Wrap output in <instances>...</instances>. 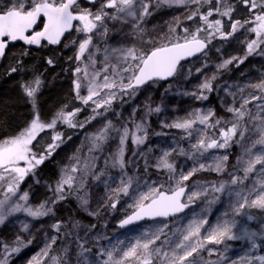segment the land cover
I'll return each mask as SVG.
<instances>
[{"label":"snow or ice","instance_id":"6c2138e0","mask_svg":"<svg viewBox=\"0 0 264 264\" xmlns=\"http://www.w3.org/2000/svg\"><path fill=\"white\" fill-rule=\"evenodd\" d=\"M87 4L98 7L84 8L80 6L79 0H8L7 4H0V58L4 57L6 49L11 42L23 41L26 45H36L45 47L42 43L57 45L61 43V39L66 33H71L73 30L77 36L69 35L68 43L64 47H72L78 45L75 59L80 61L84 54L89 50L90 46L96 48L94 37L105 39L109 35L107 21H119L122 25L130 27L133 34L141 38V47L133 44L131 47H111L105 48L104 67L101 70L103 82L98 83L97 77L100 72H88V66L84 68L76 67L75 73H82V77L78 76L73 81L75 98L80 100L82 105L88 106L92 103L91 115L83 121L77 119L81 108H74L68 111V106L65 105L61 110L56 112L50 120H43L37 104V96L42 87V74L35 75L32 80L24 82L20 85L23 94L31 103L33 112L32 119L27 122L26 126L19 131L18 134L7 138L0 139V181H5L7 187L5 189V198L0 200V226L6 224L9 218L19 212H24L32 218L45 217L53 213V208L49 205H54L59 201L67 198L68 195L75 194L80 201L81 206L87 210L89 200L86 194L79 193L84 189L83 173L87 171L88 165L83 169L78 168L75 164L71 168L66 167L60 179L51 190L54 193V198H51L38 207L25 206V204L17 203L8 207V201L11 195H15L20 187V184L28 176H35L36 169L49 159L57 149L63 144L72 139L71 136L65 138L64 134L55 131L58 124L67 125L69 128H84L86 124L91 123L99 116H103L117 98V92L113 89H118L121 96L134 95L136 91L144 85L156 83L159 80H167L182 74L183 64L181 61L188 57L197 54L205 56L212 41L219 39L221 43L229 42L230 39L236 37L237 33L244 36L243 43L246 45L243 56H232L230 59H225L222 63L216 65L217 69H224L229 64L236 63L237 66L243 64L248 56L253 53L264 55V0H236L233 4L231 0H85ZM191 5L192 10L186 12L184 19L188 21L199 20V25L194 29L184 28L183 35H177V27H180L182 21L179 17L174 18L172 24L169 25L168 34L160 40L151 39L147 42L143 41L142 37L145 32L141 26L146 17L152 15L150 9L171 6ZM204 5H208L205 11H201ZM237 5H243L248 13L247 18L233 19ZM216 16L215 19H210ZM43 19V27L40 30H35L38 21ZM74 21L79 22L74 25ZM254 34V39H249L246 34ZM83 37L82 39L80 37ZM99 51V48H96ZM219 53L220 49H216ZM27 51L21 55H28ZM94 53H89V65L95 68ZM110 57L116 60L115 64H110ZM73 59V57H69ZM46 63L53 65L54 59L48 58ZM22 65L17 60L15 67L10 69L9 74L20 70ZM111 67L112 77L110 79L107 74ZM207 67V64L204 65ZM202 69H196L201 72ZM216 79V75L205 79L198 86L196 92L186 93L193 96L194 99L207 101L209 96L205 93L213 91L212 81ZM127 81V82H125ZM252 89L259 90L260 96L249 94V97L243 98V103L239 107H228L226 111L233 114V119L226 120L224 117L215 118V111L207 109L204 112L197 109L194 113L195 119L177 120L173 124L165 125L166 127H174L177 129L188 130L197 121L206 127L215 128L217 125H229L219 129V138H207L204 136L192 145V148L197 153L203 154L208 149H224L227 150L233 144H242L248 139L251 134L257 135L251 145L242 144L245 154L249 155V159L243 163L244 179H247L249 174L254 173L256 166L260 165L261 175L264 176V105H258L259 111L252 115L247 109L252 100L264 101V78L258 83L248 85ZM82 88H86L87 95H81ZM105 89L109 90L106 94ZM241 92L244 89H240ZM234 95V94H232ZM222 103H224L222 101ZM102 110V111H100ZM135 111V110H134ZM150 111L160 112L159 107L150 109ZM248 117V123L244 122V118ZM210 118L214 119V123L209 125ZM249 124L251 127H249ZM112 128V122L107 124L95 134L92 139L93 148H99L108 138V134ZM46 130L55 132L50 137L51 142L43 146L40 152L34 151V147L39 146L38 135ZM137 133H143L138 135ZM191 135V133H189ZM130 130L128 127H123V131L119 137L120 147L114 157L113 167L119 165L121 169L125 166L124 152L125 144L129 139ZM147 138V131L144 123L135 124V131L131 132V141L136 145L144 144ZM34 141L36 144L34 145ZM260 146V154L254 155L253 149ZM91 150V149H90ZM175 151V150H173ZM183 152V149H181ZM170 152H163L162 156L156 165L158 168L167 169L169 173L175 174V166L169 162ZM71 159L77 160L78 157ZM229 157L227 154L215 158V171L222 172L225 169L226 162ZM23 163L24 166H21ZM211 167V166H209ZM205 165L200 164L199 169H204ZM199 169H193L187 175L180 173L176 180V187L169 191L162 190L157 187H150L146 193H140L131 205L132 212L120 220V226L132 224L145 217H168L171 214L183 211L188 207V204L182 203L181 198L185 195L186 188L183 186L184 181L189 178ZM82 173L80 180L77 181L76 173ZM97 179L99 177H96ZM39 183V181H36ZM231 184L236 185L241 183V178L233 175L230 180ZM79 184V187H74V184ZM260 188L252 189L256 193L255 198L248 196L241 197L243 202L238 201L233 208L234 215H241L242 210L246 207H256L264 210V179L259 181ZM132 187V178L129 177L126 181H121V186L113 189V196L119 197L129 195V190ZM225 189V184L221 183L219 187L214 186V191L221 192ZM11 194V195H10ZM200 193L193 192L187 197L188 201H193L194 197ZM239 195V194H238ZM109 196L108 206L115 209L118 200ZM28 194L24 193L19 197L21 201H27ZM102 206V205H101ZM96 211L89 212V215H96ZM248 219H251L249 216ZM206 220H193L185 229L182 238L179 242H174V246L170 245L168 249L161 245L156 247V242L160 240V234L163 229L152 233L144 239H137L134 244H130L126 250L120 252L107 251L105 254L108 259L104 264H129L135 261L136 264H200L196 259L201 250L205 249V244L220 245L226 240H236L247 238L252 242V247L256 248L255 237L257 233L249 231L246 227L241 229L242 235H237L234 229L237 228L239 221L223 220L212 227L206 236L201 238V229L206 224ZM63 222L56 220L51 225L57 233L63 227ZM79 226L78 223L73 227ZM95 227V225H92ZM166 227V225H165ZM23 232H29V225L24 224ZM30 234V232H29ZM56 236H46L44 247L40 250L37 256L32 258L29 264H40V258L47 257L52 261V264H61L59 258L51 256L50 250L56 243ZM16 246H10L3 241H0V248L3 254L0 255V264H8V256L17 253L22 248L33 243V239H29L25 243L21 236H17L12 242ZM88 251V249H85ZM209 255L215 249H207ZM47 264V261H44ZM209 264H218L217 261L209 262ZM248 264H264V255L254 257L248 261Z\"/></svg>","mask_w":264,"mask_h":264},{"label":"rangeland","instance_id":"374dc122","mask_svg":"<svg viewBox=\"0 0 264 264\" xmlns=\"http://www.w3.org/2000/svg\"><path fill=\"white\" fill-rule=\"evenodd\" d=\"M8 0H0V4H7ZM81 7L87 8L84 5ZM99 4L96 5L98 7ZM206 6V5H204ZM95 7V8H96ZM192 6L189 5L187 8L185 6H171V7H160L150 9L152 15L146 17L145 21L142 22V27L145 32L143 34V41L147 42L151 39L160 40L162 37L168 34L169 25L172 24L174 18L179 17L184 20L186 12H190ZM158 14V15H156ZM76 25V24H75ZM107 26L109 28V35L101 40L97 37H94V43L96 48H99V51H96V48L90 46L89 50L84 54L80 61L75 59L74 67L84 68L88 66V72L91 74L93 71L100 72V76L97 77V82H103L104 73L101 71L104 67V57H105V48L111 47H131L135 44L137 47H141V38L133 34V30L130 27L122 25L119 21H107ZM172 26L175 27L174 24ZM71 36H77L78 34L73 30L70 34ZM250 36L251 33L246 34ZM83 38L82 36L80 37ZM69 36L66 37L64 43L62 44L64 59L67 61L70 60L69 57H75L77 52L78 45L72 47H64L65 43H68ZM244 36H241L237 33L236 37L230 39L229 42L221 43L220 40H216L210 45L207 58L201 55L191 61H188L183 64L182 74L174 77L173 81L168 84L165 88V91L155 104H151L152 96L155 90L156 85L150 83L149 85L137 90L134 95H124L129 98L125 99L124 104L121 106L120 110L117 113L109 112L103 116L97 117L94 121L88 124L86 127L87 137L92 141V137L95 134H98L99 131L107 124L108 121L112 122V128L108 134L107 140L99 147L93 148L92 153L88 158L79 160L78 168L83 169L85 165H88V169L83 173V183L85 185L84 189L79 193L80 195L87 196L89 200L88 209L85 210L81 204V208L89 215V212L96 211L97 214L102 212V210L107 205V200L109 196H113V189H117L120 186H115L111 189L106 188L109 185H104V180L109 178L111 175L107 172H119L120 167L116 165L113 167L114 157L120 147V135L125 127L124 123L119 120V117L124 121H128L132 124L130 133L135 131V124L144 123L146 131L150 128V119L153 118L155 123L159 127L163 128H174L166 127L165 125H170L176 122L177 120L183 119H195L194 113L195 110L199 109L201 112L206 111L207 109H213V103L208 99L207 101H201L194 99L191 95H186V93L196 92L198 86L205 81L206 78L211 77L213 74L216 75V78L219 76L223 69H217L216 65L222 63L225 59H230L232 56H238L244 43ZM60 47L53 49L58 53ZM216 49H220L218 53ZM49 49H43L42 52L46 53L47 51H53ZM94 53L95 59V68L89 65L88 55L89 53ZM116 60L110 57V64H115ZM207 64V67L204 65ZM9 66L8 60L4 63V67ZM202 69L201 72H197L196 69ZM75 70V69H74ZM73 70V81L77 79L78 76L82 77V73L77 74ZM111 67H109V71ZM113 77H110V79ZM261 78H264V55L255 54L253 58L245 65L238 68L234 73L219 85V87L214 92L215 102L225 111L228 107H239L243 103L244 97H249V94L260 96L261 92L256 89L248 87V85L258 83ZM127 82V81H126ZM240 89H244L243 92ZM116 89H113L115 91ZM109 90L105 89V92L102 95L106 94ZM75 94V92H74ZM234 94V95H232ZM81 95H87L86 88H82ZM121 96L118 94V97ZM120 98V97H119ZM78 103L82 106L83 111L85 109H91L93 107L92 103L89 102L88 106L82 105L81 101L76 99ZM222 101L224 103H222ZM258 105H264V101L261 100H252L246 109L252 114H256L259 111ZM159 107L160 112L150 111V109H155ZM135 110V111H134ZM82 111V112H83ZM231 114V113H230ZM264 115V113H261ZM233 115V114H231ZM81 117V114L79 115ZM210 118L209 125L212 124ZM249 118L246 116L244 122L247 124ZM205 125H201L198 121L193 124L192 128L189 130L186 138H167V137H157L156 142L158 143L154 155L151 159V165L155 168L159 158L162 156L163 152L168 151L171 153L169 156V162L173 163L175 166V174H171V185L172 189L176 187V180L179 178V174L183 173L187 175L194 168L199 169L200 164H204V169H199V171L212 172L215 175L214 180L210 182V186H207L206 190L203 189L201 184L192 191L187 192L185 201L189 202L187 197L191 195L194 191L200 193L199 196L203 198L204 203L208 201H214L215 203L219 202L221 193L225 190L226 193L233 199L236 203L240 201L243 202L241 197L248 196L254 198V192L252 189L255 187L257 190L260 188L259 181L263 179V176L260 172V165L256 166V171L252 174H249L247 179H244V167L246 166L243 162L247 161L250 157L245 154L244 147L242 144L251 145V143L257 139V135L251 134L248 136V139L243 141L242 144H235L236 150L234 152L233 167L225 166L224 171L217 172L215 171V158L227 154L228 157L232 153L231 149H213L211 153L205 154L206 157H202L201 154H198L195 149L192 148L193 144H196L197 141L201 138L200 130L205 129ZM249 127L251 125L249 124ZM207 128V127H206ZM202 131V136H204ZM191 133V135H189ZM83 132H76L72 136L70 141L63 144L56 152L53 154V162L57 164L60 176L63 170L68 167L71 168V164L75 162V157L83 140ZM142 135L143 133H137ZM161 134H165L161 132ZM183 149V152H181ZM257 149V154H260V146H257L253 149V158L254 151ZM175 150V151H173ZM208 153V152H207ZM211 166V167H209ZM237 173L241 174V183L236 185L231 184L230 180L233 175L237 176ZM77 181L80 180L82 173L78 172L75 174ZM96 177H99L98 179ZM116 179H120V176L114 175ZM192 177V176H191ZM190 177V178H191ZM189 178V179H190ZM110 180V179H108ZM107 181V180H106ZM186 181H184L185 183ZM149 187H159V180L151 179ZM221 183L225 184V189L221 192L214 191V186L219 187ZM147 184V183H146ZM79 187V184H76V188ZM210 192V194L208 193ZM24 193L28 194L27 201L19 200V197ZM239 194V195H238ZM11 195V194H10ZM211 195L215 196V200L210 199ZM5 193L3 197H0V200H4ZM50 198L49 185L44 179H40L37 183V188L33 189L29 186L19 187L18 192L15 195H11V199L8 201V207H11L17 203L25 204V206H32L33 208L38 207L41 203L47 201ZM79 201V200H78ZM80 203V201H79ZM132 201L130 199H122L116 208L111 211H107L103 217V222L105 225H110L116 223L118 220L124 217V214L127 215L131 210ZM102 205V206H101ZM132 211V210H131ZM130 211V212H131ZM127 213V214H126ZM230 216H233L232 209L226 213ZM93 216V215H91ZM181 216V215H180ZM251 219H248V217ZM177 218V217H176ZM221 217L215 212H209V215L206 214V219L209 222L208 229L203 230L204 236L208 234V231L214 226V224L221 220ZM175 219V218H173ZM170 220V219H169ZM172 220V219H171ZM239 221L237 228L234 231L237 235H242L241 229L246 227L249 231L255 232L260 235H264V210H261L256 207H246L242 210L241 215L237 217ZM55 223V220L52 217H39L32 218L27 216L24 212H19L13 214L5 225L0 226L6 227L8 229L7 238L16 239L19 235L22 239H26L30 234L40 233L43 235V241H45L46 236H56L52 234L51 231L54 230L51 228V225ZM24 224L29 225V232H23L22 228ZM123 235L115 236L116 240H119V247H112L115 245H109L105 249H96V253L89 255L91 250H95V246L90 240L88 234L80 233L77 231L74 235V239L66 241V246H63L62 252L64 254V259L70 264H104V261L108 259L105 254L107 251L120 252L121 250H126L130 244H134L137 239H144L148 236H151L152 233H155L154 228L147 227H132L123 230ZM33 236H31V239ZM44 246V242H43ZM88 249V251H85ZM203 255L207 253L205 250H202ZM3 254V251L0 249V255ZM264 255V254H263ZM262 255H257L256 250L247 251L243 255V260L240 264H248V261L254 257H259ZM9 257V256H8ZM32 255L30 252L23 251V253L18 254V258H15L11 264H29ZM10 258V257H9ZM206 263L207 262V259Z\"/></svg>","mask_w":264,"mask_h":264},{"label":"trees","instance_id":"16d2710c","mask_svg":"<svg viewBox=\"0 0 264 264\" xmlns=\"http://www.w3.org/2000/svg\"><path fill=\"white\" fill-rule=\"evenodd\" d=\"M233 4H236V0H231ZM84 5V4H80ZM90 8L94 7L92 5ZM96 7V5H95ZM94 7V8H95ZM208 5L203 6L201 11H205ZM158 15V14H156ZM248 13L245 10L243 5H237L236 11L234 13L233 19H244L247 18ZM216 16L211 17L210 19H215ZM198 18L195 21H188L186 19L182 20V24L180 27H177V35H183V29L189 28L194 29L199 25ZM249 39H254V34L248 36ZM65 40V39H64ZM64 40L57 46L53 47H42L40 50L35 51H27L23 47L14 46L13 49L9 50L6 53L4 60L0 61V139L10 137L12 135L18 134L27 124L28 121L32 119V106L29 100L25 97L22 92L20 85L24 82L30 81L33 79L35 75L42 74L41 79L43 81L40 92L37 96V104L41 113V118L43 120H50L53 115L61 110L65 105L68 106L67 110L71 111L74 108H81L82 106L78 103L74 94V85H73V70L75 69L74 62L75 58L72 61H65L62 44ZM219 40L218 38L213 40L215 42ZM16 47V48H15ZM60 47L58 53L56 49ZM53 51H47L46 53L42 52L43 49H48ZM246 45L244 44L238 56H243L245 53ZM27 51L28 55H21L23 52ZM248 56V58L244 61L243 64L239 66L236 63L229 64L226 68H224L219 76L212 81L213 91L211 93H205L209 96V100L214 105L215 118L224 117L226 120L233 119V115L228 112H225L214 100V92L219 87V85L223 84L224 81L234 73L238 68L247 64L255 55ZM53 58V65H48L46 63L48 58ZM8 60L9 66L7 68L4 67V63ZM17 60L20 61L22 67L19 71L15 73H11L10 69L15 67L17 64ZM109 77H112L111 71L107 73ZM99 79V78H98ZM97 79V80H98ZM174 77L169 82H156V85L151 104H155L159 99H161L165 88L168 84L173 81ZM126 82V81H125ZM149 85V84H148ZM140 90V89H138ZM117 92V98L113 100L112 105L109 110L104 114L109 112L117 113L121 106L124 104L125 99L129 98L128 96H119V90H115ZM92 109V108H91ZM91 109H85L83 112L81 111V117L78 115L77 119L83 121L86 117L90 116ZM102 111V110H100ZM119 120L124 123L126 127L131 130L132 124L128 121L122 120L119 117ZM94 121V120H93ZM212 123H214V119H211ZM84 128H69L67 125L58 124L55 131L61 132L64 134L65 138L67 136H73L76 132H83V140L81 146L75 157H78L79 160L87 159L90 153L93 151L92 141L87 137L86 127ZM229 125H217L215 128L205 127L200 130L201 136L202 131L205 139L211 138H219V129L221 127H226ZM190 129H177V128H163L159 127L153 118L150 119V128L147 130V138L145 139L144 144L136 145L131 141V133L129 139L125 144V152H124V160L125 166L123 169L120 168L119 172H107L109 174H114L120 176V179H116L114 175L104 180V185H109L106 188H113L115 186H121L122 180H127L129 177L132 178V187L129 190V195H120L119 197L113 196V199L118 200V203L122 199H130L132 203H134L135 199L138 197L140 193H146L150 188V180L155 179L159 180V187L162 190L169 191L172 189L171 185V174L167 169L163 168H155L151 165L152 156L155 153L158 143L156 142V138L158 137H167V138H186ZM164 132L165 134H161ZM55 132L52 130H46L45 132L38 135L39 146L34 147V151L40 152L43 146H46L47 143H50V137L54 135ZM34 145L36 141L33 142ZM91 149V150H90ZM229 149L232 150V153L229 155V159L226 162L227 167H233V159L234 152L236 150L235 144H233ZM213 149H208L203 152L202 157H206L205 154H209ZM208 152V153H207ZM199 154V153H198ZM257 154V149L254 151V155ZM53 155L44 161L42 165H40L36 169L35 176H28L25 180L20 184L21 186H29L30 188H37V180L44 179L48 185L50 190V198H54V193L51 190L55 187L56 182L60 179V171L56 163L53 162ZM78 165L77 160L72 165ZM21 166H24L21 163ZM237 177L241 178V174L237 173ZM215 175L212 172L199 171L195 172L192 177L187 180L183 185L188 186V190L192 191V189L196 188L199 184L206 190L207 186H210V182L214 180ZM110 179V180H108ZM264 179V176H263ZM107 180V181H106ZM147 183V184H146ZM7 184L5 181H0V197L4 196L5 189ZM76 187V184H74ZM196 192V191H194ZM210 194V192H208ZM256 193L254 192L253 197L255 198ZM48 199V200H49ZM210 199L215 200V196L211 195ZM220 201L215 203L214 201H206L204 203L203 198L201 196H197L193 198L195 206L191 208L189 211L185 212L181 216H178L175 219L170 220H156L152 222H146L138 225L137 227H147L154 228L155 232L159 229H163V233L160 234V240L156 242V247H160L164 245L166 249L169 248L170 245L174 246V242H179L182 238V235L185 232L187 226L193 220H206L207 223L201 229V238L204 237L203 230L208 229L209 222L206 219V214L209 215V212H215L219 217H221L219 221H217L214 226L223 220H237L239 215L230 216L228 213L231 209L233 212V208L236 206V203L231 199V197L224 190L220 195ZM116 204V206L118 205ZM53 208L54 214H49L48 217H52L55 222L56 220H60L63 222V227L60 232L57 233L55 230H52L51 233L55 234L57 237L56 243L53 245L52 250H50V255L59 258L61 264H70V262L66 261L64 258V254L62 252L63 246H66V241L74 239V235L77 231L81 234H88L91 242L95 246V250H91L89 255L95 254L96 249H105L109 245H115L112 247H119V240L115 239L117 235H123V230H117L115 228V223L110 225H105L103 222V217L107 213V211L114 210L113 208L107 205L102 210V212L96 215H88L81 208L80 203L75 194L68 195L66 199L57 202L54 205H49ZM132 210V208H131ZM130 210V211H131ZM127 212V213H130ZM126 213V214H127ZM124 216H126L124 214ZM79 226L73 227L74 224ZM95 225V227H92ZM166 225V227H165ZM213 226V227H214ZM8 229L6 227H2L0 229V241L9 244L10 246H16L12 242L15 240L13 238H7ZM33 236V243L28 245L27 247L22 248L21 251L17 253H13L8 257V264H11L12 258H18L19 253H23V251L30 252L32 257L37 256L43 246V235L40 233L30 234L24 239L25 243ZM255 242L257 247H252V242L247 238H241L236 240H226L223 244L213 245V244H205L206 255L204 256L202 250L199 255H196V259L200 262V264H209V262L217 261L218 264H240L243 260V255L247 251L256 250L257 255L264 254V235L257 234L255 237ZM2 250V248H0ZM207 249H215L212 255H209ZM3 251V250H2ZM32 261V259L30 260ZM44 261H47V264H52V261L47 257L40 258V264H44ZM129 264H136L135 261L129 262ZM156 264H160L159 261Z\"/></svg>","mask_w":264,"mask_h":264},{"label":"water","instance_id":"95a60500","mask_svg":"<svg viewBox=\"0 0 264 264\" xmlns=\"http://www.w3.org/2000/svg\"><path fill=\"white\" fill-rule=\"evenodd\" d=\"M80 1L85 2V0H79V2H80ZM43 22H44L43 19L39 20L38 23H37V25L35 26V30H37V29L40 30V29L43 27ZM73 23H74V25H75V24H77V23H79V22L74 21ZM40 24H41V25H40ZM68 34H69V33H66V34H65V37H63V38L61 39V42L66 38V36H67ZM43 42H44V43H47L46 41H43ZM43 42H42V43H43ZM14 43H19V44H21L22 46H24V47H26V48H30V49H34V50H38V49L40 48L39 46H36V45H26L23 41H15V42H11V43H9V45L14 44ZM9 45H8V46H9ZM48 45H50V46H55V45H52V44H48ZM57 45H58V44H57ZM7 48H8V47H7ZM6 51H7V49H6ZM5 55H6V52H5ZM5 55H4V57H5ZM199 56H201V55H200V54H197V55H195V56L188 57L187 59L181 61V63L184 64V63H186V62H188V61H191V60H193V59H195V58H197V57H199ZM4 57L0 58V60H3ZM171 79H172V77H171V78H168L167 80H159L158 82H169ZM150 83H151V82H150ZM150 83H149V84H150ZM147 85H148V84H147ZM147 85H144V86H142L141 88H144V87L147 86ZM141 88H139V89H141ZM183 186H185L186 191H185V195L181 198V202H182V203H186V204H188V207L185 208L183 211L178 212V213L171 214V215H169L168 217H145V218H143V219H141V220H139V221H135V222H133L132 224L126 225V226H124V227H121L119 222H120V220H122V219L125 218V216H124L123 218H121L120 220H118V221L115 223V228H116L117 230H124V229H128V228H132V227L138 226V225L143 224V223H146V222H152V221H156V220H169V219H173V218H176V217H178V216L184 214V213L187 212L189 209H191L192 207H194V206H195V203H194V202H186V201H185V197H186V194H187L188 186H187V185H183ZM131 212H132V211H131ZM131 212L128 213L127 215H130Z\"/></svg>","mask_w":264,"mask_h":264},{"label":"flooded vegetation","instance_id":"af4514ba","mask_svg":"<svg viewBox=\"0 0 264 264\" xmlns=\"http://www.w3.org/2000/svg\"><path fill=\"white\" fill-rule=\"evenodd\" d=\"M80 4H84V6H86L87 8H90L89 6H90V4H87L86 2H83V1H80L79 2ZM92 8V7H91ZM93 10H95V8L93 7L92 8ZM78 24V23H77ZM41 25V24H40ZM37 30H39V29H37ZM66 39V38H65ZM44 43V42H43ZM45 45H47V47H53V46H50V45H48L47 43H44ZM14 46H19V47H23L25 50H27V51H35L34 49H30V48H26V47H24V46H22L21 44H19V43H14V44H11V45H9L8 46V48H7V51H6V53L9 51V50H11V49H13L14 48ZM55 46H57V45H55ZM16 48V47H15ZM42 47H40L38 50H40ZM49 49V48H48ZM37 51V50H36ZM6 56V55H5ZM5 58V57H4ZM4 60V59H3ZM0 61H2V60H0Z\"/></svg>","mask_w":264,"mask_h":264},{"label":"bare ground","instance_id":"6f19581e","mask_svg":"<svg viewBox=\"0 0 264 264\" xmlns=\"http://www.w3.org/2000/svg\"><path fill=\"white\" fill-rule=\"evenodd\" d=\"M192 208H193V207H192ZM189 210H190V209H189ZM189 210H188V211H189Z\"/></svg>","mask_w":264,"mask_h":264}]
</instances>
